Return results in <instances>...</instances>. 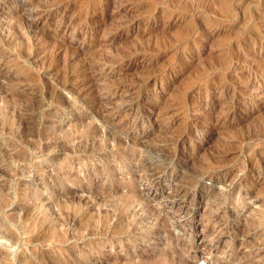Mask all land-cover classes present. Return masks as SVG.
Here are the masks:
<instances>
[{
    "label": "rangeland",
    "instance_id": "rangeland-1",
    "mask_svg": "<svg viewBox=\"0 0 264 264\" xmlns=\"http://www.w3.org/2000/svg\"><path fill=\"white\" fill-rule=\"evenodd\" d=\"M0 24V264H264V0H0Z\"/></svg>",
    "mask_w": 264,
    "mask_h": 264
},
{
    "label": "bare ground",
    "instance_id": "bare-ground-1",
    "mask_svg": "<svg viewBox=\"0 0 264 264\" xmlns=\"http://www.w3.org/2000/svg\"><path fill=\"white\" fill-rule=\"evenodd\" d=\"M191 1V0H190ZM196 1V0H195ZM198 1V0H197ZM203 1V0H202ZM181 2V1H180ZM225 2H227L226 4H224L223 2H222V4H221V7H222V5L224 6H226L225 7V9L226 10H229L230 9V6H231V4H229V1H225ZM70 3V2H69ZM219 4V3H218ZM51 5H53V4H51ZM50 5V6H51ZM200 5V4H199ZM198 5V6H199ZM202 5V4H201ZM210 5V4H209ZM53 6H55V5H53ZM191 6H192V4H191ZM49 8V7H48ZM53 8V7H52ZM55 8V7H54ZM153 8V7H152ZM56 9H58V8H56ZM215 9V8H214ZM224 8L223 9H220V10H225ZM149 10V9H148ZM146 11V10H145ZM221 12V11H220ZM35 12H34V10H31V8H30V10L27 12V15H30L31 17H37L36 15L38 14L37 12V14L35 15L34 14ZM225 13V11H223V14ZM230 13V12H229ZM226 14V13H225ZM228 14V13H227ZM230 15V14H229ZM247 15V14H246ZM25 17V16H24ZM23 17V18H24ZM91 17V16H90ZM15 19V18H14ZM28 19V18H27ZM31 19V18H30ZM87 19V18H86ZM26 21V20H25ZM10 25V24H9ZM27 25H28V22H27ZM0 26H1V24H0ZM242 27V26H241ZM9 28V27H8ZM29 28L31 29V31L30 32H32V36H31V43H32V46L34 47V46H36V50H38L39 49V47H38V45L39 44H44V45H47V44H49V42H50V44H51V41H48L47 40V38H46V36H48V35H46V36H44V32H43V29H38V28H36V26H33V24L30 22V25H29ZM28 28V29H29ZM108 28V27H107ZM186 29V28H185ZM8 30V29H7ZM45 31V30H44ZM29 32V33H30ZM16 33V32H15ZM26 33V32H25ZM179 33V32H178ZM14 34V33H13ZM182 34V33H181ZM26 36H27V34H26ZM20 37V36H19ZM63 37V36H62ZM4 38V37H3ZM48 38H50L49 36H48ZM172 38V37H171ZM179 38V37H178ZM27 39H28V37H27ZM55 38H53L52 40H54ZM23 40V39H22ZM29 41H30V37H29ZM48 41V42H47ZM175 41V40H174ZM53 42V41H52ZM144 42V41H143ZM164 42V41H163ZM54 43V42H53ZM58 43V42H57ZM139 43V42H138ZM62 44V43H61ZM160 44V43H159ZM55 45H57L56 44V40H55V44L53 45V46H55ZM63 45V44H62ZM49 46V45H48ZM244 46V45H243ZM50 47V46H49ZM52 47V46H51ZM50 47V48H51ZM70 47V46H69ZM54 48V47H53ZM53 48H51V50L53 51ZM62 48V47H61ZM32 49V48H31ZM35 49V48H34ZM49 49V48H48ZM56 49V48H55ZM58 49V48H57ZM57 49H56V51H57ZM98 49H100V48H98ZM27 50H28V48H27ZM47 50V49H46ZM50 50V51H51ZM58 50H61V49H58ZM52 51H51V55H52ZM67 51V50H66ZM73 51V50H72ZM32 52H33V50H32ZM54 52V51H53ZM58 52V51H57ZM56 52V53H57ZM64 52V51H63ZM55 53V52H54ZM54 53H53V55H54ZM74 53H76V52H74ZM69 54V53H68ZM67 54V55H68ZM56 55V54H55ZM86 55V54H85ZM88 55V54H87ZM63 56V55H62ZM69 56V57H68ZM67 56V58L68 59H72L73 58V56H74V54H73V56L71 55V57H70V55H68ZM95 56V55H94ZM60 57H61V55H60ZM75 57V56H74ZM92 57V56H91ZM126 58V57H125ZM58 59V58H57ZM66 59V58H65ZM63 60V59H62ZM67 60V59H66ZM224 61V60H223ZM51 62V61H50ZM69 62V61H68ZM94 63V65L96 64V61H93ZM99 62V61H98ZM112 62V61H111ZM70 63V62H69ZM73 63V62H72ZM92 63V62H91ZM90 63V64H91ZM225 63V62H224ZM44 64V63H43ZM86 64V63H85ZM226 64V63H225ZM87 65H89V64H87ZM42 66V65H41ZM58 66V65H57ZM65 66V65H64ZM90 66V65H89ZM89 66H86V68H84L85 69V71H87L88 72V75H90V76H88L89 78H91L92 79V74L90 73V70H89ZM96 66V65H95ZM60 69V68H59ZM111 69V68H110ZM78 70V69H77ZM263 70V69H262ZM61 71H63V69L61 70ZM65 72H67V71H65ZM65 72H64V74H63V76L61 75V76H57V78H55V81L58 83V84H60L61 85V87H66V86H68V82H69V79L71 78V76L69 77V72H67L66 74H65ZM54 73H56V72H54ZM53 73V74H54ZM74 73V72H73ZM57 74V73H56ZM58 75V74H57ZM70 75H72V74H70ZM73 77V76H72ZM84 78V77H83ZM88 79V78H87ZM93 79H94V76H93ZM92 79V80H93ZM75 80V79H74ZM115 80V79H114ZM70 81H72V80H70ZM112 82V81H111ZM118 82V81H117ZM74 83V82H73ZM113 84V83H112ZM121 84V83H120ZM124 84V83H123ZM94 85V84H93ZM96 85V84H95ZM70 86V85H69ZM80 86V85H79ZM127 86V85H126ZM60 87V86H59ZM74 87V86H73ZM88 88V86H86L85 85V88ZM92 87V86H91ZM107 87V86H106ZM54 88V87H53ZM77 88V87H76ZM52 89V88H51ZM68 89H70V90H72V91H74V92H76V93H78V95L80 96V95H82V97H84V96H87L88 94H87V92L88 91H86L85 92V90L83 89V88H79L80 90H76V89H74V88H68ZM82 89H83V91H82ZM93 89H95V88H93ZM99 89V88H98ZM119 88H117V89H114V88H109V86L107 87V88H104L103 90H102V88H100L98 91H96V90H94V91H96V93H95V96H96V99H95V103H96V105H98L99 107L100 106H102V105H100V103L99 102H104L103 100H104V97H110L111 95H113V94H115V93H118L117 91H119L118 90ZM127 89V88H126ZM90 90V89H89ZM92 90V89H91ZM91 90L89 91L90 93H91ZM102 90V91H101ZM94 91H92V92H94ZM103 92V93H102ZM101 93V94H100ZM126 93V92H125ZM235 93V92H234ZM94 95V94H93ZM89 96V95H88ZM91 96V95H90ZM125 96V95H124ZM21 97V96H20ZM60 97H61V95H60ZM112 97V96H111ZM123 97V96H122ZM82 99V98H81ZM17 100V99H16ZM121 100V99H120ZM259 101V100H258ZM189 104V103H188ZM95 105V104H94ZM223 105V104H222ZM9 106V105H8ZM165 106V105H164ZM98 107V108H99ZM161 109H163V108H161ZM226 109H228L229 110V107L228 106H226ZM8 110V109H7ZM98 110V109H97ZM101 110V109H100ZM230 111V110H229ZM97 112V111H96ZM99 112V111H98ZM97 112V113H98ZM101 112V111H100ZM227 112V111H226ZM262 112V111H261ZM102 113V112H101ZM105 113V112H104ZM104 113H102L103 114V117L101 116V118H102V120H109V117H107ZM146 113V112H145ZM20 114V113H19ZM237 114V113H236ZM105 115V116H104ZM146 115V114H145ZM170 115V114H169ZM116 116V115H115ZM136 116V115H135ZM151 115H148V118L150 117ZM167 116V115H166ZM18 117V116H17ZM22 117V116H21ZM146 117V116H145ZM263 117V116H262ZM159 118V117H158ZM166 118V117H165ZM221 118V117H220ZM13 119V118H12ZM222 119V118H221ZM220 119V127H224V125H225V121H222ZM86 120V119H85ZM101 120V119H100ZM121 120V119H120ZM150 120H152L151 118H150ZM148 121V120H147ZM160 121V120H159ZM165 122V121H164ZM163 122V123H164ZM255 122V121H254ZM182 123V122H181ZM2 125V124H1ZM215 126V125H214ZM26 127V126H25ZM209 127H207L206 128V131L208 132V131H210V129H208ZM238 128V127H237ZM192 129V128H191ZM214 129V128H213ZM179 131V130H178ZM14 132V131H13ZM109 132V131H108ZM94 133V132H93ZM113 133V132H112ZM180 133V135L181 136H183V137H185V135L186 136H189V138H194V137H197L198 136V134H197V132H196V130L195 131H192L191 130V132L189 131V128L188 127H186V128H184V129H182V131L181 132H179ZM114 134V133H113ZM185 134V135H184ZM111 135V134H110ZM115 135V134H114ZM176 135V134H175ZM179 135V136H180ZM88 136V135H87ZM95 136V135H94ZM111 136H113V135H111ZM202 137V136H201ZM120 138V137H119ZM112 139H114V140H116V138L114 137V138H112ZM111 139V140H112ZM121 139V138H120ZM172 139V138H171ZM170 139V140H171ZM183 139V138H182ZM196 139V138H195ZM199 140H200V138H198ZM88 140V139H87ZM122 140V139H121ZM120 140V141H121ZM125 140V139H124ZM92 141V140H91ZM117 141H119V139L117 138ZM135 142V141H134ZM166 142V141H165ZM195 142V141H194ZM100 143V142H99ZM115 143V142H114ZM121 143V142H120ZM126 143H127V141H126ZM138 143H141V142H138ZM143 143V142H142ZM97 144V143H96ZM122 144V143H121ZM85 145V144H84ZM141 145V144H140ZM140 145H138V146H136V147H138V151H139V146ZM147 145V144H146ZM167 145V144H166ZM144 146H145V144H144ZM144 146H140V149H141V147H144ZM152 146H154L153 148H152ZM131 147V146H130ZM127 149V148H126ZM151 149H153L154 151L157 149V152L159 153V154H161V150H163L164 149V144H152L151 146L149 145V146H147V147H144L143 149H142V151H144V152H148L149 150H151ZM120 150V149H119ZM118 151V150H117ZM141 151V150H140ZM153 151V152H154ZM159 151H161V152H159ZM127 153V152H126ZM140 153V152H139ZM143 153V152H142ZM157 154V153H156ZM143 155V154H142ZM147 155H149V156H151V157H154V154H151V153H148ZM164 155H165V153H164ZM158 157V156H157ZM122 158V157H121ZM137 158V157H136ZM213 158V157H212ZM218 159V158H217ZM156 160H159V159H156ZM146 161V160H145ZM137 162V161H136ZM158 163V162H157ZM144 164V163H143ZM153 166V167H150L149 168V166ZM151 165H149L148 166V168H149V170L150 171H152V173L151 174H149V175H153L154 176V174H156V172H158V169H160V171H161V169L163 168L162 166L160 167V165H158V164H154L152 161H151ZM165 166V165H164ZM117 167V166H116ZM165 168V167H164ZM163 170V169H162ZM196 171V170H195ZM257 171V170H256ZM162 172V171H161ZM167 172V170L166 169H164L163 170V173H166ZM202 172V171H201ZM157 176V175H156ZM115 177V176H114ZM197 178V177H196ZM126 187V186H125ZM264 187V186H263ZM177 188V187H176ZM179 189H181V188H179ZM178 189V190H179ZM185 191V190H184ZM186 192V191H185ZM186 194L187 193H183V195H181V196H183V197H186ZM177 195V194H176ZM180 195H178V196H180ZM180 196V197H181ZM3 201V200H2ZM127 207H129V206H131V202H129V203H126L125 204ZM117 206V205H116ZM120 206V205H119ZM30 207V206H29ZM118 207V206H117ZM137 207V206H136ZM121 208V207H120ZM129 210V209H128ZM65 212V211H64ZM49 215V214H48ZM129 216V215H128ZM109 217V216H108ZM130 217V216H129ZM47 218V217H46ZM120 218V217H119ZM43 221V220H42ZM13 234V233H12ZM39 235V234H38ZM36 238V237H35ZM28 241V240H27ZM31 257V256H30Z\"/></svg>",
    "mask_w": 264,
    "mask_h": 264
}]
</instances>
